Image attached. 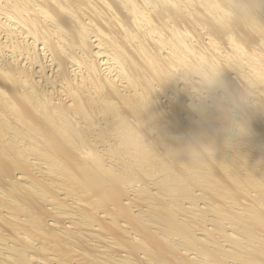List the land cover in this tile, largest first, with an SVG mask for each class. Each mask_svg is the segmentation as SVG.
I'll use <instances>...</instances> for the list:
<instances>
[{
	"label": "bare ground",
	"instance_id": "bare-ground-1",
	"mask_svg": "<svg viewBox=\"0 0 264 264\" xmlns=\"http://www.w3.org/2000/svg\"><path fill=\"white\" fill-rule=\"evenodd\" d=\"M207 3L0 0V264H264V29Z\"/></svg>",
	"mask_w": 264,
	"mask_h": 264
},
{
	"label": "clouds",
	"instance_id": "clouds-1",
	"mask_svg": "<svg viewBox=\"0 0 264 264\" xmlns=\"http://www.w3.org/2000/svg\"><path fill=\"white\" fill-rule=\"evenodd\" d=\"M206 7L224 26L264 29V23L259 22L253 15L255 8L264 7V0H208ZM233 127L236 131H243V126L238 122H234ZM231 140L232 136L226 135L225 143L229 144Z\"/></svg>",
	"mask_w": 264,
	"mask_h": 264
}]
</instances>
